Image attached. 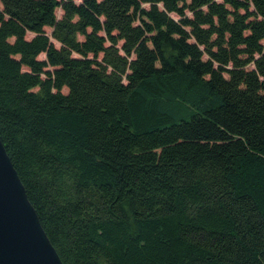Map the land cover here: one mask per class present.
I'll list each match as a JSON object with an SVG mask.
<instances>
[{
	"label": "trees",
	"instance_id": "16d2710c",
	"mask_svg": "<svg viewBox=\"0 0 264 264\" xmlns=\"http://www.w3.org/2000/svg\"><path fill=\"white\" fill-rule=\"evenodd\" d=\"M0 142L61 264H264V0H0Z\"/></svg>",
	"mask_w": 264,
	"mask_h": 264
},
{
	"label": "water",
	"instance_id": "95a60500",
	"mask_svg": "<svg viewBox=\"0 0 264 264\" xmlns=\"http://www.w3.org/2000/svg\"><path fill=\"white\" fill-rule=\"evenodd\" d=\"M0 264H61L1 142Z\"/></svg>",
	"mask_w": 264,
	"mask_h": 264
},
{
	"label": "rangeland",
	"instance_id": "374dc122",
	"mask_svg": "<svg viewBox=\"0 0 264 264\" xmlns=\"http://www.w3.org/2000/svg\"><path fill=\"white\" fill-rule=\"evenodd\" d=\"M56 14L57 15H59V12L58 11H56ZM27 38H29V36L27 35ZM43 58V56L42 55H40V56H38V59H42Z\"/></svg>",
	"mask_w": 264,
	"mask_h": 264
}]
</instances>
